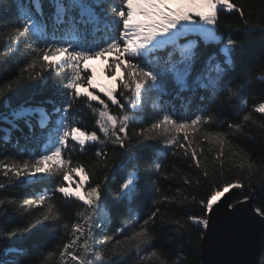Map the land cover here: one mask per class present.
Listing matches in <instances>:
<instances>
[{"label": "snow or ice", "instance_id": "obj_1", "mask_svg": "<svg viewBox=\"0 0 264 264\" xmlns=\"http://www.w3.org/2000/svg\"><path fill=\"white\" fill-rule=\"evenodd\" d=\"M44 3L45 0H11L10 7L17 22L4 34L6 51H0V60L15 57L23 44L24 61L14 77L0 83V100H6L9 106L11 102L6 98L16 89L39 81V88L43 90L48 80L55 77L53 96L59 101L49 97L37 106H18L11 111V118L0 116V131L5 133L0 143H11L20 149L19 158L0 159V177L3 178L0 190L17 182L48 181L52 187L30 198H0V209L13 208L23 219L22 225L8 230L0 228V243L54 228L67 234V242L57 245L59 264H97L96 247L105 249L108 259L128 256L131 257L129 264H146L149 260L166 264L163 253L154 250L158 206L185 202L191 205L196 203V197L193 195L189 200L179 188L177 195L171 198L161 194L162 189L157 184L162 165L158 160L153 163L160 144L164 152L179 156L182 151L184 157L190 158L191 166L201 174L195 181L185 179L184 183L199 186L202 177L209 178V172L202 167L204 154L197 137L215 145L220 169H223L224 157L232 152V141L228 133L203 131L216 124L217 113L198 107L193 115L177 118L176 112L164 107L161 100L171 83L177 89L174 99H182L180 94L184 92L201 91L207 92L212 100L223 95L229 102L239 101V111H247L246 101L240 100L244 94L242 85L231 77L237 59L244 55L243 45L231 34L221 33L218 21L224 11L239 14L247 25L249 21L245 19L243 6H238L234 0H47L51 11L46 15ZM260 55L264 59V51ZM92 59L107 61L104 74L111 80L110 85L102 87L94 83L96 73L86 63ZM116 68L120 70L119 76ZM261 70L264 71V63ZM81 102L95 114V127L103 139L97 130H85L70 117L73 105ZM43 105H51V112ZM110 105L118 109L119 114H113ZM146 109L154 113L153 119L136 121L133 114ZM252 112L264 117V102L256 104ZM232 119L225 117L221 123L227 124L234 137L252 121V116L244 114L238 123H233ZM20 122L28 129L24 134L26 141H44L40 151H26L20 147L19 139L12 141L14 132L24 131ZM133 123L138 126L133 128ZM36 128L40 130L39 135ZM109 144L114 149L112 157L107 151ZM88 145L96 146L97 164L112 175L105 174L98 182H93L94 173L87 164H74L71 156L65 155L76 146L83 152ZM117 155L121 161L118 166L115 165ZM233 155L241 158L239 167L243 168L247 154L241 149ZM247 168L251 170L253 165L248 163ZM220 175L224 173L221 171ZM77 176L82 179H75ZM109 186L115 197L111 201L106 195ZM242 188L239 178L234 183L225 182L223 192L216 184L213 195L206 200L202 197L198 202L202 215H188L184 223L179 220H169V223L178 229L190 223L197 229L207 230L217 213L224 217L239 216L242 209L235 204L227 200L219 208L217 204L230 189ZM146 195H153L154 210L141 218L133 213V207ZM61 199L65 204L79 202L82 209L77 211L70 230L54 203ZM248 200L245 196L240 203ZM120 206L127 209V222L108 235L105 228L110 223L111 211ZM254 211L252 215L249 210V217L261 218L264 248V206ZM97 230L103 235L102 239L96 238ZM4 251L9 255H23L25 250L9 247ZM54 255L49 251L45 264ZM7 264H15V261L9 260ZM258 264H264V260Z\"/></svg>", "mask_w": 264, "mask_h": 264}, {"label": "trees", "instance_id": "obj_2", "mask_svg": "<svg viewBox=\"0 0 264 264\" xmlns=\"http://www.w3.org/2000/svg\"><path fill=\"white\" fill-rule=\"evenodd\" d=\"M234 2L238 6H243L245 19L249 23L245 25L243 20L240 19L239 14L224 11L219 14L218 21L221 33L231 34L234 39H237L243 45L244 55L237 59L236 68L231 73V77L236 83L242 85L244 94L240 97V100L246 101L247 111H239L241 107L239 101L233 100L229 102L223 95L212 100L207 92L201 91H197L195 94L191 91L184 92L180 94L182 99H174L177 89L171 83H168L167 94L161 100V104L164 107L176 112L177 118L193 115L198 107L210 109L217 113L216 124L205 127L203 131L209 133H228V138L232 141V152L224 157V166L223 169H220V161L216 159L217 150L215 145L205 142L202 137H197V142L202 146L200 150L204 154L201 158L202 167H206L209 172V178L205 180L202 177L199 186L195 183H192L191 186L184 183L185 179L195 181L196 176L201 174L199 170L191 166L190 158L184 157L182 151L179 156L173 155L171 151L164 152L163 144H160V150L153 163L158 160L162 165V173L157 184V187L162 189L161 194L171 198L177 195L176 189L179 188L184 195L188 196L189 200H191L193 195L196 197V203L191 205L185 202L184 204L170 203L158 206L160 207V213L156 218L154 250H158V254L163 253L162 258L166 259V264H200L199 245L204 230L197 229L190 223L186 224L183 229H178L170 224L169 220H179L181 223H184L188 215H202L199 211L198 202L202 197L205 200L211 197L216 191V184L220 185V191H222L225 182L234 183L239 178L243 184V188L237 189L235 202H241L245 196H248L252 200L254 209L264 206V117L252 112V108L256 104L264 102V79H262L264 78V71L261 70V64L264 63V59L260 55L264 51V0H234ZM10 5L11 0H0V51H6L7 42L3 38L4 34L8 30H11L17 22V17ZM44 11L46 15L51 11L47 0L44 3ZM24 51V46L21 44L20 51L15 57H6L0 60V83L6 82L18 73L19 68L23 66ZM86 63L96 73L95 78H107L104 74L106 60L92 59ZM115 72L117 76L121 74L118 68L115 69ZM195 74L196 72L194 71L193 76ZM95 78L94 83L104 87L100 81L97 80L95 82ZM54 82L55 77L50 78L43 90L39 88V81L25 84L23 87L16 89L6 98L11 102L9 106H6V100H0V116L11 118V111L18 106H37L49 97L59 101L58 97L53 96L52 85ZM108 84H111V80L109 79ZM201 96H204L205 99L201 100ZM101 98L106 99L103 96ZM43 106L51 112V105ZM110 107L113 108V114H119L118 109H115L111 105ZM248 113H251L252 121L245 124L242 131L235 133L234 137L229 133L227 124L221 123L225 117H232V122L238 123L240 122L239 118ZM133 115L136 121L144 122H148L154 117V113L150 109ZM70 117H73L79 126L85 130H97L98 132V129L95 127V114L91 109L86 107L84 102L73 105ZM33 124H36L35 119H33ZM4 126L6 127V125ZM137 126V123H133L132 125L133 128ZM20 127L23 128V133L19 131L14 132L11 138L12 141L15 142L19 139L20 147L26 151H40L44 141L42 140L40 143L26 141L24 134L28 132V129L24 127L23 122H20ZM39 131L36 128L37 135H39ZM4 134L3 131H0V137H3ZM98 135L103 139L101 133L98 132ZM180 135L182 137L183 133ZM241 149L243 153L247 154L243 168L239 167L241 165V158L233 155V153ZM19 150V148L13 147L11 143H0V159L5 157L19 158ZM95 150L96 146L88 145L82 152L79 146H76L75 150L66 152L65 155L71 156L74 164L77 162L87 164L89 170L94 173L91 177L92 181L98 182L105 174L112 175V173L97 164L98 158L94 157ZM107 151L109 156L112 157L114 149L111 144L108 145ZM115 151L118 153V149ZM120 163V158L117 155L115 165L118 166ZM248 163L253 165L251 170L247 168ZM94 165L95 167H93ZM143 168L144 165L142 163L140 173L142 183L144 179ZM221 171L224 175H220ZM164 177L168 178L164 179ZM248 177H251V179ZM152 178L156 179L155 176ZM75 179H82V177L77 176ZM0 181H3L2 177H0ZM51 187L52 185L48 181H40L35 184H21L17 182L12 187L0 190V198H30L35 193L41 192L46 188L50 189ZM148 191L151 193V188ZM106 195L110 201L115 199L112 186H109ZM152 199L153 195H146L133 207V213L139 215L141 218H145L146 213L154 210L151 206ZM54 203L60 208L61 213L65 217L64 222L69 224L70 230L71 224L77 219V211H82L79 207V202L65 204L61 199L54 201ZM0 213H2L0 214V228L8 230L23 224L22 217L13 208H8L6 211L0 209ZM110 216V223L105 228V232L108 235H111L116 227L127 222L128 212L125 206H120L119 208H113ZM95 235L97 239L103 238L99 230H97ZM65 242H67V234L54 228H48L42 232L34 231L23 239L14 238L12 241H3L0 243V264H7L9 260L15 261V264H45V258L48 256L49 251L54 252L55 255L48 258L47 264H59L57 245L62 246ZM9 247L23 249L25 250L24 254L9 255L4 251ZM95 251L97 253V264H129L131 260V257L128 256L108 259L106 250L101 247H96ZM261 260H264V251L261 254ZM146 264H158V262L149 260Z\"/></svg>", "mask_w": 264, "mask_h": 264}, {"label": "water", "instance_id": "obj_3", "mask_svg": "<svg viewBox=\"0 0 264 264\" xmlns=\"http://www.w3.org/2000/svg\"><path fill=\"white\" fill-rule=\"evenodd\" d=\"M223 192V190L221 191ZM237 189H230L219 198L217 208L227 200L242 209L239 216L213 215L209 229L204 230L200 245V264H226L230 261H245L258 264L264 251L261 244V225L257 217L252 220L249 210L255 215L252 200L235 202ZM228 211H231L229 209Z\"/></svg>", "mask_w": 264, "mask_h": 264}, {"label": "rangeland", "instance_id": "obj_4", "mask_svg": "<svg viewBox=\"0 0 264 264\" xmlns=\"http://www.w3.org/2000/svg\"><path fill=\"white\" fill-rule=\"evenodd\" d=\"M97 80L99 81V80H100V78H99V79H98V78H95V82H96Z\"/></svg>", "mask_w": 264, "mask_h": 264}]
</instances>
